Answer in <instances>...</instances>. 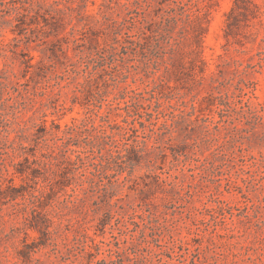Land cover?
Wrapping results in <instances>:
<instances>
[{
    "label": "rangeland",
    "instance_id": "374dc122",
    "mask_svg": "<svg viewBox=\"0 0 264 264\" xmlns=\"http://www.w3.org/2000/svg\"><path fill=\"white\" fill-rule=\"evenodd\" d=\"M245 104L264 106V0H0V264H264Z\"/></svg>",
    "mask_w": 264,
    "mask_h": 264
},
{
    "label": "trees",
    "instance_id": "16d2710c",
    "mask_svg": "<svg viewBox=\"0 0 264 264\" xmlns=\"http://www.w3.org/2000/svg\"><path fill=\"white\" fill-rule=\"evenodd\" d=\"M236 5H237V1H236ZM181 10L183 11L184 8H182ZM232 11H234V9ZM187 18H188V23L190 24L191 27L194 23H196L197 21L200 20V18L198 16L193 18L192 16L188 15ZM241 91H242L241 93L244 94V91L243 90H241ZM244 96H247V94H244L243 97ZM239 99H240L239 103L242 105L243 104L242 97L240 96ZM232 105H233V103H229L230 108L232 107ZM134 106H135V108L138 109L137 115L140 116L141 114L139 113V110L142 109V106L139 103H134ZM245 108L248 109L247 113H245V111H244ZM241 109H242L241 113H244V117L251 116L252 118H255L256 120H259V121L264 119L263 117L259 116V112H260L259 110L260 109L262 112H264V106L263 105H259L258 109L257 108L252 109L247 104H245V107H241ZM41 128L43 129V132H44L43 135L45 136L47 129L44 125ZM60 148L61 147H58V149H60ZM86 158L88 159L89 157H86ZM65 163H67V165L69 167H72L71 170L70 169L67 170L69 172H71L73 170V173H75L76 171H79L80 169L85 168V159L82 158L81 156L77 157L76 161H72L71 159H68ZM37 172H40V171H38L36 169L33 170L34 179L38 178L36 176ZM67 174L68 173L66 172V169H64L60 176L63 177V176H66ZM46 181L48 183V188L50 189V191L52 193H54L55 186H57L60 182L58 180H55V179L53 181H50V179H48ZM65 187H67V186H65ZM79 187L82 190V192L86 191V188L84 187L83 184L79 185ZM73 192L75 194L76 190H73ZM76 197H77L76 202L82 200L79 197V195H76ZM35 198H38V197L35 196ZM41 221H42L41 224H35V225L31 226L32 229L38 231L41 234V238H39V241H34L33 244H31V245H26V247H27L26 250H28V252L26 253V256H27V259H29V260H31V254L32 253H35L36 251H39L41 249H45V248L49 247L50 236H51V233L49 232L50 226L48 225V220L46 218H43Z\"/></svg>",
    "mask_w": 264,
    "mask_h": 264
}]
</instances>
